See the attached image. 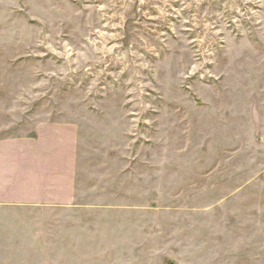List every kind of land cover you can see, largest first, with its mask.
<instances>
[{
	"label": "rangeland",
	"instance_id": "374dc122",
	"mask_svg": "<svg viewBox=\"0 0 264 264\" xmlns=\"http://www.w3.org/2000/svg\"><path fill=\"white\" fill-rule=\"evenodd\" d=\"M0 264H264V0H0Z\"/></svg>",
	"mask_w": 264,
	"mask_h": 264
}]
</instances>
